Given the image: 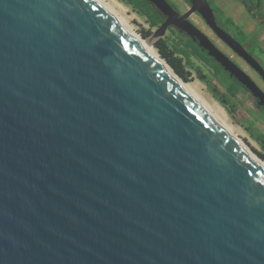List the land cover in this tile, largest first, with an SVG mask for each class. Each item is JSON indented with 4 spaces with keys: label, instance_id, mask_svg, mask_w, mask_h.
Instances as JSON below:
<instances>
[{
    "label": "water",
    "instance_id": "water-1",
    "mask_svg": "<svg viewBox=\"0 0 264 264\" xmlns=\"http://www.w3.org/2000/svg\"><path fill=\"white\" fill-rule=\"evenodd\" d=\"M0 264H264V172L93 0H0Z\"/></svg>",
    "mask_w": 264,
    "mask_h": 264
},
{
    "label": "flooded vegetation",
    "instance_id": "flooded-vegetation-1",
    "mask_svg": "<svg viewBox=\"0 0 264 264\" xmlns=\"http://www.w3.org/2000/svg\"><path fill=\"white\" fill-rule=\"evenodd\" d=\"M141 1L161 20L158 26L176 15L179 26L169 24L167 29L181 36L207 59L208 64L204 65L223 85L224 90L220 96L222 101L228 106L234 105L231 103V98L234 97L244 103L248 102L257 121L264 123V42L258 38L256 31L259 28H254V23H258L259 13H262L260 8L263 0H235L253 21V28L249 33L238 25V15L225 14L222 5L214 0H165L169 6L165 8H161L153 0ZM261 15L264 16V13ZM180 26L190 28L192 33ZM262 26L260 29L264 34V25ZM204 43L218 49L252 83L246 85L235 73L226 69L209 53ZM236 71L239 72L237 69ZM242 77L246 79L245 76ZM223 95L229 96V100H225Z\"/></svg>",
    "mask_w": 264,
    "mask_h": 264
},
{
    "label": "rangeland",
    "instance_id": "rangeland-1",
    "mask_svg": "<svg viewBox=\"0 0 264 264\" xmlns=\"http://www.w3.org/2000/svg\"><path fill=\"white\" fill-rule=\"evenodd\" d=\"M126 23L132 28L139 36L145 40L150 41L151 47L163 58L167 63L168 61L162 56L160 46L157 42L160 40L163 48L166 50L172 49V44L175 41L176 34L170 30L159 36L156 34L159 26H151L150 23L126 2L121 0H105ZM264 1V0H263ZM216 3L222 5V10L227 15H238V25L249 33L253 28V21L246 13L245 9L235 0H214ZM264 13V3L260 8ZM261 13V14H262ZM259 13L262 19L263 15ZM257 29L258 38L264 42V34L260 29L261 22L254 23V28ZM165 39V43H164ZM178 59L182 55L174 54ZM183 57V56H182ZM192 64H188L185 59L181 60V64L186 70V78H182L189 88H191L197 96L207 103L215 114L232 130L236 136L264 163V123L257 121L253 110L249 107V103H244L238 98H231L232 106H228L220 97L223 93V85L214 77L210 70L197 59L191 57ZM170 65V63H168ZM171 66V65H170ZM172 67V66H171ZM173 68V67H172ZM174 69V68H173Z\"/></svg>",
    "mask_w": 264,
    "mask_h": 264
},
{
    "label": "bare ground",
    "instance_id": "bare-ground-1",
    "mask_svg": "<svg viewBox=\"0 0 264 264\" xmlns=\"http://www.w3.org/2000/svg\"><path fill=\"white\" fill-rule=\"evenodd\" d=\"M97 3L107 14H109L113 20L119 25V27L129 35L135 42L141 47L150 57L156 62L162 71L169 76L190 98L195 101L217 124L226 134L230 136L233 142L244 151L249 159L255 163L264 172V163L239 139L236 134L218 117L211 107L201 100L197 94L188 87L185 81L175 72V70L163 59L161 56L151 47L150 41L145 40L139 36L126 21L119 16V14L105 1V0H93Z\"/></svg>",
    "mask_w": 264,
    "mask_h": 264
},
{
    "label": "trees",
    "instance_id": "trees-1",
    "mask_svg": "<svg viewBox=\"0 0 264 264\" xmlns=\"http://www.w3.org/2000/svg\"><path fill=\"white\" fill-rule=\"evenodd\" d=\"M126 2L128 5H130L135 12H137L139 15L144 17L151 26H158L160 23V19L152 13L149 8L141 1V0H131L130 2L127 0H121ZM258 22H261L262 25H264V16L262 19L258 16ZM175 41L172 44L171 50H166L163 48L164 45H162L161 41L159 40L157 42V45L160 46V50L162 53V56L170 63V65L174 68V70L183 78H186V70H184L181 60L185 59L188 64H192L191 57L195 56L201 63L208 64L207 59L203 57V55L197 50L195 47H193L189 42L187 43L181 36L178 34L175 35ZM165 43V39H164ZM182 55L181 57L176 58L174 54ZM225 100H229V96L223 95ZM232 106V110H234V105Z\"/></svg>",
    "mask_w": 264,
    "mask_h": 264
}]
</instances>
